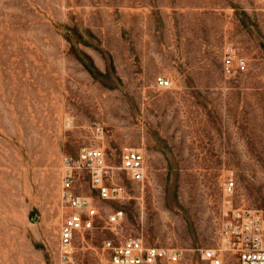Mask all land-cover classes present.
Here are the masks:
<instances>
[{
  "label": "rangeland",
  "instance_id": "rangeland-1",
  "mask_svg": "<svg viewBox=\"0 0 264 264\" xmlns=\"http://www.w3.org/2000/svg\"><path fill=\"white\" fill-rule=\"evenodd\" d=\"M229 50L246 72L225 73ZM89 146L117 167L140 148L147 177L115 170L105 200L81 174L99 216L64 260L63 157ZM230 205L264 211V0H0V264H108L128 235L195 263Z\"/></svg>",
  "mask_w": 264,
  "mask_h": 264
},
{
  "label": "built area",
  "instance_id": "built-area-1",
  "mask_svg": "<svg viewBox=\"0 0 264 264\" xmlns=\"http://www.w3.org/2000/svg\"><path fill=\"white\" fill-rule=\"evenodd\" d=\"M223 66L228 76L244 73L248 68L244 56L234 50L224 53ZM158 82L168 85L169 79L159 77ZM98 136L104 133L100 123L95 125ZM61 172V198L68 212L60 229V247L62 259L68 260L73 252L74 241L78 233L96 227L99 210L92 196L78 191L81 174L87 173L92 187L105 200L122 196L123 185L114 182L115 170L122 169L132 180L143 181L147 177L146 154L140 148L125 147L120 166L107 163V154L101 146L82 148L78 155L63 157ZM237 181L231 173L224 180V194L230 197L236 189ZM123 217L122 211L110 216V224L118 225ZM219 244L217 247L203 248L199 261L190 264H226L229 255L235 258L233 264H264V211L245 206H224L218 225ZM104 250L109 253L108 264H189L185 253L178 248L147 244L136 235L125 236L117 242L115 239L104 241Z\"/></svg>",
  "mask_w": 264,
  "mask_h": 264
},
{
  "label": "trees",
  "instance_id": "trees-1",
  "mask_svg": "<svg viewBox=\"0 0 264 264\" xmlns=\"http://www.w3.org/2000/svg\"><path fill=\"white\" fill-rule=\"evenodd\" d=\"M81 60L84 63V65L86 66V68H88L89 70L92 71L93 68H95L93 60L88 54H85L84 58H81Z\"/></svg>",
  "mask_w": 264,
  "mask_h": 264
}]
</instances>
